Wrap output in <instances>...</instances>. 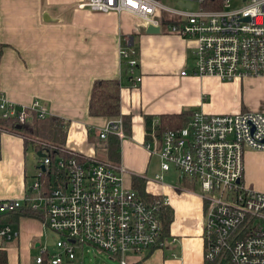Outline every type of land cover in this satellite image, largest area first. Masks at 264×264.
<instances>
[{
	"label": "built area",
	"instance_id": "2783aa9c",
	"mask_svg": "<svg viewBox=\"0 0 264 264\" xmlns=\"http://www.w3.org/2000/svg\"><path fill=\"white\" fill-rule=\"evenodd\" d=\"M177 1L178 8L161 0H88L82 7L97 14H131L147 27L166 29L192 42L195 62L182 76L224 82L264 78V0H239L238 8H232L237 0ZM119 55L132 85H139L138 52L130 40ZM34 118L48 119L47 108L40 102L31 107L9 102L0 72V119L23 126ZM160 126L161 120L154 119L145 144L161 162L155 181L162 183L164 174L173 172L180 183L200 186L205 264H264V191L247 187L244 180L246 152H264V111L220 115L195 111L183 128L160 131ZM110 136L121 142L127 138L123 118L110 119L97 132L105 144ZM64 153L54 164L47 156L41 159L32 194L0 201V216L22 208L45 216L47 229L58 239L56 250H45L38 264H79L77 251L85 247L129 264V253L144 255L165 245L162 214L169 206L167 198L145 199L127 185L129 172L121 164ZM52 167L57 170L54 174ZM44 174L51 175L46 188L41 183ZM19 236L11 225L0 223V250Z\"/></svg>",
	"mask_w": 264,
	"mask_h": 264
},
{
	"label": "crops",
	"instance_id": "0c3cea01",
	"mask_svg": "<svg viewBox=\"0 0 264 264\" xmlns=\"http://www.w3.org/2000/svg\"><path fill=\"white\" fill-rule=\"evenodd\" d=\"M87 1L0 0L2 91L19 107L40 102L49 118L68 124L66 151L108 162L101 149L105 143L98 139L97 132L113 118L91 117L89 104L96 81L120 80L121 114L130 122L127 131L123 119L127 138L119 140L120 164L131 176V183H126L133 187V178H141L145 181V196L167 198L173 214L165 245L144 255L130 253L128 262L205 264L204 201L195 192L197 186L180 183L173 172L180 184L166 181V174L162 183L155 181L161 173V162L145 148L146 118L195 111L207 115L264 111V78L224 82L212 77L182 76L183 71L192 70L195 62L192 42L166 29L147 34L148 27L131 14L92 13L82 7ZM127 40L138 52L135 76L142 81L137 86L132 85L119 55ZM27 152L22 136L0 130V201L23 199L33 193L41 158L34 150L37 174L30 177ZM262 155L264 152L249 150L245 160V183L258 191L254 162ZM154 159L158 161L155 169ZM30 178H34L31 184ZM45 219L24 216L9 224L20 236L4 244L8 264H38L37 258L45 255V250L51 253L44 242L54 234L47 229ZM86 248L91 247L80 250L83 256ZM77 262L81 264L78 251Z\"/></svg>",
	"mask_w": 264,
	"mask_h": 264
},
{
	"label": "trees",
	"instance_id": "16d2710c",
	"mask_svg": "<svg viewBox=\"0 0 264 264\" xmlns=\"http://www.w3.org/2000/svg\"><path fill=\"white\" fill-rule=\"evenodd\" d=\"M121 89L122 82L120 80H98L94 83L91 92L89 115L91 117L117 118L122 117L128 124L127 131L130 128L129 119L121 114ZM192 113L180 115H164L160 117V131L167 129L183 128L188 123ZM152 117L146 118L147 129L151 127ZM17 124L12 120L0 119V130L13 132L24 138L26 145H31L33 149L39 153L51 158L53 164L58 156L65 155V146L67 142L68 124L59 118H48L46 120H37L32 124L22 126L21 130L17 129ZM105 152V158L113 164H120L121 161V143L116 136H110L105 147L101 148ZM55 168H51L50 173H56ZM133 187L145 198V181L141 178L134 177ZM41 183L43 188L51 184V175L44 174ZM164 234L167 236L170 226L173 222V214L166 207L163 211ZM31 217L36 219H45V216L38 211L28 208H22L15 212L0 216L1 224H11L19 219V217ZM0 264H8V254L5 250H0ZM207 264H217V262H209Z\"/></svg>",
	"mask_w": 264,
	"mask_h": 264
},
{
	"label": "rangeland",
	"instance_id": "374dc122",
	"mask_svg": "<svg viewBox=\"0 0 264 264\" xmlns=\"http://www.w3.org/2000/svg\"><path fill=\"white\" fill-rule=\"evenodd\" d=\"M161 1L164 4H166L167 6H170L172 8H178V1L177 0H161ZM240 6H242V5H241V2L239 0L234 1L232 3V8H238ZM33 152H34L33 147L31 145H28V152H27L28 161H29L28 175L30 177H34L37 174L38 158L36 156H34L35 153H33ZM247 153H248V151L246 152V154ZM245 160H246V155H245ZM157 166H158V161L154 159L153 168L155 169V168H157ZM254 166H255V168H257L256 172L254 174L255 182L257 183L258 189H260V191H264V186H262V185H264V155L255 159ZM172 175H174V174L167 173L166 174V176H167L166 181H168L169 183L177 182V184H180L178 181L175 180V178ZM125 178H126V181L130 184L131 183V176L126 175ZM33 179L34 178H32V179L30 178L28 183L31 184L33 182ZM245 182H246V180H245ZM246 185H248V184H246ZM249 188H250V186H249ZM195 192H197L201 195L202 190H201L200 186L196 187ZM57 239L58 238L55 235H52V236L50 235V237H46V239H45L44 243H46V246L48 247V249L52 253L56 250ZM80 250H82V249L78 250V261L81 264H104V263L119 264L118 261L111 259L107 253L101 252L97 249L86 248L84 256L80 253ZM129 255H130V253L127 256H129ZM33 264H35V263H33Z\"/></svg>",
	"mask_w": 264,
	"mask_h": 264
},
{
	"label": "water",
	"instance_id": "95a60500",
	"mask_svg": "<svg viewBox=\"0 0 264 264\" xmlns=\"http://www.w3.org/2000/svg\"><path fill=\"white\" fill-rule=\"evenodd\" d=\"M246 21H248V20H246ZM146 33H147V34H150V35H151V34H152V35H153V34H159V33H161V29H160L159 27H154V26L150 25V26H148V29H147ZM17 129H18V130H21V129H22V126H18ZM39 157H40L41 159H44V158H46V155H44V154H39ZM42 170H43V171L46 170L45 166L42 167Z\"/></svg>",
	"mask_w": 264,
	"mask_h": 264
}]
</instances>
